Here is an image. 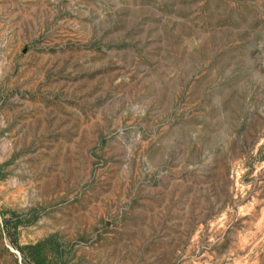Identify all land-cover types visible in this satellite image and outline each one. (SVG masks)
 <instances>
[{
	"label": "rangeland",
	"instance_id": "rangeland-1",
	"mask_svg": "<svg viewBox=\"0 0 264 264\" xmlns=\"http://www.w3.org/2000/svg\"><path fill=\"white\" fill-rule=\"evenodd\" d=\"M0 264H264V0H0Z\"/></svg>",
	"mask_w": 264,
	"mask_h": 264
},
{
	"label": "trees",
	"instance_id": "trees-1",
	"mask_svg": "<svg viewBox=\"0 0 264 264\" xmlns=\"http://www.w3.org/2000/svg\"><path fill=\"white\" fill-rule=\"evenodd\" d=\"M40 245L39 244H37V245H35V246H33L34 248H37V247H39ZM37 257H41V260H45L46 258H45V256H40V254L39 253H37Z\"/></svg>",
	"mask_w": 264,
	"mask_h": 264
}]
</instances>
